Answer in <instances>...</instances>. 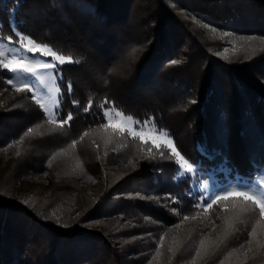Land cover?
Instances as JSON below:
<instances>
[{"label": "trees", "instance_id": "16d2710c", "mask_svg": "<svg viewBox=\"0 0 264 264\" xmlns=\"http://www.w3.org/2000/svg\"><path fill=\"white\" fill-rule=\"evenodd\" d=\"M139 1L147 3L145 13L156 16L151 39L143 43L134 33L125 34L138 0H0V36L11 34L10 25L15 24L21 34L73 57L72 63L61 66L63 82L57 80L63 93L61 115L73 114V120L63 128L48 124L44 111L27 99V92L16 96L19 102L27 99L29 108L21 112L10 108L9 114H3L7 109L3 106L0 111V264H264V248L256 245L260 237L264 241V218L257 214L249 219V214L241 213V203L228 216L240 215L249 219V224H240L238 231L229 229L232 234L227 237L222 226L217 235L205 237L190 227L174 230L183 224L171 209L189 216L203 210L194 206L192 178L174 179L175 158L159 159L157 166H150L160 172L151 187L156 195L166 201L177 198L175 203L164 202L165 208L152 206L144 198L124 197L122 189L130 183L143 184L142 168L130 172L129 183L125 180L116 185L111 195L120 193V197L109 208L110 196L101 205H93L91 200L85 207L74 206L71 199L59 198V190L49 185L26 202L13 193L15 181L28 174L58 177L55 173L61 168L52 161L55 151L81 155L80 149L86 146L89 159L82 155L83 160L71 163L82 180L85 174L95 179L106 169L104 163L117 162L95 158L99 150L90 136L99 128L96 116L105 99L136 120L152 118L158 128L171 134L182 156L192 163L202 162L206 172L220 180L227 179L218 171L223 157L207 159L197 151L196 141L210 155H215L214 149L223 152L229 166L243 177L254 175L252 160L264 163V0ZM12 8H16L14 13ZM199 21L216 28L220 36L228 33L240 42L249 38L248 45L255 40L259 45L246 55H225L220 39L212 38ZM77 58L80 63L75 62ZM172 60L180 63L172 65ZM73 100L85 106L92 100V112L78 110ZM15 119L18 124L11 125ZM8 120L10 123H3ZM29 127L33 132L25 135ZM84 132L88 135L81 140ZM124 140L117 143L130 147L129 156L135 157L140 142L128 135ZM43 142L47 145L44 149ZM228 176L234 179L235 171ZM215 204L209 218L218 212ZM74 209L80 211L77 216H73ZM86 215L93 220L119 215L134 226L138 225L137 215L153 216L155 226L145 232L139 248H131L124 241L134 235L118 241L106 227L82 224ZM215 222L225 224V219L216 217ZM254 227L258 231L255 238L251 236ZM202 239L223 243L199 258L195 252ZM249 247L252 250L246 252Z\"/></svg>", "mask_w": 264, "mask_h": 264}, {"label": "rangeland", "instance_id": "374dc122", "mask_svg": "<svg viewBox=\"0 0 264 264\" xmlns=\"http://www.w3.org/2000/svg\"><path fill=\"white\" fill-rule=\"evenodd\" d=\"M169 2L171 3L172 0H170ZM138 3L139 4L130 14L131 23L128 24V29L126 30L125 34L134 33L135 35L139 36L137 37V41L143 43V40H147L148 42L151 39L150 33L152 31V28L154 27L153 25H154V21L156 20L155 18L156 16L154 14L149 15L144 12L146 9L147 3L146 4L145 2L141 3L139 0H138ZM151 20L153 21V23L150 22ZM202 25L203 24L199 21V26L203 27ZM203 28L206 31H209L207 33L212 34L211 36L212 38L220 39L219 44H221L222 53L225 55H230V54H233L232 56H237L238 54L246 55L259 45L257 40L252 41L251 43H249L250 45H248L247 40L249 38H245L243 39L244 41L240 42L237 39H233L231 35L220 36L219 34H217L218 32H215V33L212 32L210 28H205V27ZM48 59H51V57H49ZM48 71H51V70H48ZM84 73L87 74V71H84ZM8 75L9 74L6 72V70H0V111L1 112L3 111L2 110L3 106L7 107V109L3 111V114H9L10 108L18 110L19 112L25 109V107L29 108V103L26 101L27 99H30L34 102V104H37L35 100L31 99L33 95H37L40 98L41 103H43L45 107L49 109V111L55 112V106H54L55 102L60 100V96H59L60 92H57V88H59V86H58V82L56 79L49 78L46 80L48 87L52 89L51 98L49 97L47 91L44 89V86L41 85L37 87L33 85V92L27 93L28 94L27 99L21 100L19 102V98L16 95L20 94L21 92L16 91V89L13 86L8 85L6 83ZM16 83H21V81L18 80L16 81ZM14 102H15V105H14ZM44 114H45V121L48 124H53L48 119V114L45 112ZM124 116L126 117L127 115H124ZM113 119L115 121H119L123 119V117L114 116ZM105 122L107 121L105 120ZM124 122L129 127H134V125H132L130 121L125 120ZM3 123L4 124L10 123V120L3 122ZM12 123L13 124L11 125L18 124L16 119L12 120ZM56 125L57 124H55V126ZM145 131H148V130L145 129ZM126 135L132 138V136L128 134L127 132H125L124 134H121L118 132L113 133L111 129H108L107 131H105L101 128L95 129L90 134L91 138L93 139L92 143L96 144L95 143L96 141L97 142L96 149L99 150V154L95 156V158L97 159L103 158L105 161H110V160L115 159V161H117L115 163H109V162L104 163L105 164L104 166L106 167V169L101 172H98V175L95 179H90L89 177H87L89 174L86 175L85 173H84L86 176L85 180L84 179L82 180L81 178H77L78 173L75 172L74 170L75 167L73 169L71 168V163H73L74 160L76 159L83 160V158H81L82 155L85 157L84 158L85 160L89 159L88 157L89 153L86 154L88 150L86 146L84 145L83 148L80 149L81 155L79 153H70L68 151L67 153L66 151L65 153L61 151L59 152L55 151L52 153V156H53L52 161L57 164L56 167L61 168L62 170L61 175L57 174L58 171H61V170H58L57 173H55L58 177L54 176L52 179H50L47 174L46 175L44 174L37 175L35 173L28 174L25 177H22L15 181L13 193L18 194L19 198L23 202H26V201L33 200L35 197L38 196L37 194L41 192V189L44 186L49 185L51 189L53 188V190L54 189L59 190L58 191L60 195L59 198H61L62 200L71 199L73 201L72 203L74 206L80 205L82 207H85L88 204V202H90L91 200L93 201V205H101L103 204L102 202H104V198H107L110 196L111 198L106 203L107 204L106 207L109 208L110 205L116 202V200L120 197V193L119 194L115 193L114 195H111L114 188H116V185L124 182L125 180H127V182L129 183V181L132 179L130 176V172H132L133 170H137L139 168H142V169L147 168L145 172H143L142 169L139 170L143 176V180L141 181L143 182V184L134 185L136 183L134 184L130 183L128 186L124 188L125 190L122 189L124 193V197L125 198H138V199L140 198L141 200L144 198V201L146 200L147 203H149L150 205L152 204V206H156L159 209L165 208L164 202L165 203L177 202V198L175 196L170 197L171 199H168V201L163 200V197L156 195V192L153 191V189L151 188L154 183L158 182L160 172L157 170L150 169V166L156 165L159 159H164V158H161L160 156L161 151H164L166 152V154H168L170 153L171 150L165 149L163 146H161V148L158 150L155 145L161 144V141L158 139H155V137L146 136L145 137L146 142L143 144L141 143L139 138H136L138 139V142H140L141 144L140 147L141 149H143V151L141 149L137 153L135 151L133 153V154H136L135 157L129 156V154H131L132 152L130 151L131 148L130 147L126 148L124 144L117 143L119 142L120 139L124 140V138H126ZM115 140H118V141H115ZM109 143H111V145L107 146ZM198 143L201 144L200 142L196 141L195 143L196 149H197ZM114 144H115V147H114ZM40 145L41 147H43V149L47 147V145L44 144V142L40 143ZM149 148L152 149L151 153L148 152ZM122 151H124V153ZM220 165L221 164H219L218 171L224 172L226 174L225 177L227 179L223 181V180H220L219 177L213 174L211 171L205 172L203 179L209 182V187L206 190L202 189L199 186V184L195 181V179L192 178V186H191L190 192L194 196V198H196V200L200 196L207 197L211 195L213 192H219L220 189L229 182H232V183L236 182V177L234 179H230L228 176V173L221 170ZM248 177L249 176L245 178H248ZM51 192L53 193V191ZM207 203H208L207 199H204L203 201H201L203 210L200 211V214H194V216L188 215L189 218L186 220L184 219V215L186 214H183L179 212L178 210L173 211V209H171L172 212L175 214V217H177L178 222L180 224H183L181 226L174 227V230L178 231L183 227H190V228H194L195 230H200V233H202L203 237L217 235L220 230L218 229V227L222 226L223 228H225L226 222L231 223L232 219H234L232 216L231 217L228 216L229 211L233 207L240 208V203L242 205L244 204V202L239 200L238 198H230L227 201H221V202L219 201L218 207H217L218 212L215 214L213 218H209L207 214L210 213L211 208H208L205 211ZM248 206L249 207L251 206L250 203ZM78 212L80 211L77 209H74L73 216H77ZM143 216L137 215V218L139 219H138V225L136 226L125 222L124 219L121 218L119 215L111 216V218L105 217V219H102V220L101 219L100 220L88 219L89 215H86L85 218L82 219L81 222L82 224H85L86 226H89V227H95V226H100L102 228L106 227V229L111 231L113 236L118 241H121L120 239L132 234L134 235L132 239H127V241H124V242H126L125 244H128L129 246H131V248L133 247L139 248V245L141 244L140 242L141 240H143L142 238H144L145 232H150L149 230H151V227L155 226L152 223L153 220L151 219L153 216H151V218L149 217V219ZM216 217H220L222 219L224 218L225 224H217V222H215ZM241 220L243 221V223L236 224V227L238 229H239L240 224L241 225L249 224V219L241 218ZM251 224L257 225L256 221H252ZM258 225L262 226L261 224H258ZM133 227L134 229H132ZM260 229L262 228L260 227ZM131 230H134V231H131ZM126 231H131V233H127V235H125L124 232ZM241 231H243V229ZM137 233H141V235H137ZM186 236H187L186 238H188L190 234H187ZM156 243L158 244V242ZM256 245L259 246L258 248L260 249L264 248V241L263 239H261V237L258 240V244Z\"/></svg>", "mask_w": 264, "mask_h": 264}, {"label": "snow or ice", "instance_id": "6c2138e0", "mask_svg": "<svg viewBox=\"0 0 264 264\" xmlns=\"http://www.w3.org/2000/svg\"><path fill=\"white\" fill-rule=\"evenodd\" d=\"M10 11L14 13L16 8H12ZM202 26L205 28L209 27L208 24H203ZM2 28L3 26L0 25V31H2ZM10 29L11 34L7 36H0V70H6V72L9 74L6 83L13 86L18 92L27 93L33 92V85L37 87L42 85L51 98L52 89L48 87L46 80L52 78L58 80L59 82H63L61 66L66 62H73L72 54H62V50H54L53 47L47 42H36L34 39L30 38L29 34H21L17 30V26L15 24H11ZM211 31L215 33L217 29L212 28ZM224 35H228V33H224ZM49 57H51V59H48ZM75 62L80 63V59L77 58ZM170 63L172 65H176L179 64L180 61L172 60ZM111 71L112 70L109 69V73H111ZM18 80L21 81V83H16ZM105 82L107 83L106 78ZM57 92H60V100L55 102V112L49 111V109L45 107L43 103H41V100L37 95H33L31 99L35 100V102L44 110V112L48 114V119L53 124H57L60 128H63L69 121L73 120V114L72 112H69L67 117L61 115L60 104L62 103L63 93L59 88H57ZM68 93L69 95L72 94V85L70 83L68 84ZM191 103H196V101L192 100ZM73 104L78 110L82 109L85 113H91L94 107L92 100H89L86 106L81 105L76 100H73ZM105 105H109V107H104ZM100 108L102 109V112L96 116V119L100 121L98 124L99 128L105 131L111 129L113 133L118 132L124 134L127 132L132 136L133 139L139 138L142 144L146 142V136L155 137V139L161 141V144L155 145L158 150L161 148V146H163L165 149L171 150L168 154H166L164 151H161V158H176L175 163L177 164V169L174 179H179L181 177L194 178L202 189L206 190L209 187V182L203 179L206 169L204 168L202 162L198 161L196 163H192L182 156L174 146L171 134L162 128H157L152 118L139 121L134 120L131 115L125 117L121 111H118L114 107L110 106V102L107 99H105L100 105ZM114 116L123 117V119L115 121L113 119ZM105 120L107 122H104ZM125 120L130 121L134 127H129L124 122ZM145 129L148 131H145ZM32 132L33 128L29 127L25 135ZM87 135L88 132H84L80 139L83 140L84 136ZM76 143L77 141H72L73 146H75ZM141 150L143 151V149ZM197 151L209 160L215 159L216 156L223 157L222 163L220 165L221 170L225 171L226 173H232L235 171L236 182L227 183L220 189L219 192H213L207 197H198L194 205L196 208L202 206L201 201L204 199L208 200L205 208L206 211L208 208H211L213 204L218 203L219 201H227L230 198H238L244 202V204L241 206V213L249 214V219H252L257 214L260 217H264V163L258 164L255 160H252L251 163L253 168L256 170L255 174L245 178L240 175L238 170H234L229 166L230 162L228 157L219 149H214L213 151L215 155H210L204 146L198 144ZM148 152L151 153L152 149L149 148ZM166 199L171 198L169 197ZM249 203L251 205L250 207L248 206ZM173 211H176V209H173ZM188 218V215H184L185 220ZM237 223H243L239 215H237L231 223L226 222L225 237L231 235L232 231H238V229H236ZM256 223L258 225L260 222L257 221ZM229 229L232 231H229ZM256 235L257 232L256 228L254 227L251 231V236L255 238ZM221 243H223V240L216 242L202 239L199 241V247L195 252V256L199 258H205L213 246L218 248ZM248 243L251 244L252 241H248ZM251 250L252 249L249 247L246 252ZM169 251L171 252L172 249H169Z\"/></svg>", "mask_w": 264, "mask_h": 264}, {"label": "built area", "instance_id": "2783aa9c", "mask_svg": "<svg viewBox=\"0 0 264 264\" xmlns=\"http://www.w3.org/2000/svg\"><path fill=\"white\" fill-rule=\"evenodd\" d=\"M199 144V143H198ZM201 145V144H200Z\"/></svg>", "mask_w": 264, "mask_h": 264}]
</instances>
